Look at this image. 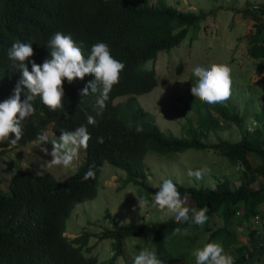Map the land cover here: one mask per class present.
<instances>
[{
	"label": "trees",
	"instance_id": "trees-1",
	"mask_svg": "<svg viewBox=\"0 0 264 264\" xmlns=\"http://www.w3.org/2000/svg\"><path fill=\"white\" fill-rule=\"evenodd\" d=\"M246 9L247 6L242 7L253 18V29L247 31V48L251 55L264 57V4ZM207 12L180 9L167 0H0V102L13 95L21 78V72L11 67L8 58V50L16 41L31 43L34 56L30 59L42 64L50 58L49 39L61 32L73 38L85 58L92 45L104 42L111 55L125 65L120 82L113 86L103 109L98 104L99 90L81 95L94 75L77 78L71 84L65 80L62 109L51 111L37 97L33 101L35 114L22 121L21 139L15 145L0 142L1 152L37 138L47 125L55 132L85 126L91 134L83 161L61 179L48 170L20 169L10 176L8 189H0V264H98L88 243L91 232L83 228L68 235L64 230L65 217L72 207L96 194L102 161L106 159L123 168L125 180L137 183L148 198L159 188L146 182V152L165 153L190 146L210 148L237 164L235 183L225 173L213 185L172 179L181 198L187 199V207L207 208L208 219L201 226L207 232L204 245L217 242L224 250L231 248L234 264H264V96L261 108L254 113L256 123L248 131L236 139L218 136L214 140L202 139L200 135L222 123L223 117L240 125L243 115L228 111L224 105L216 106L222 119L207 110L208 114L199 115L194 127L192 123H182V132L174 133L161 128L136 96L157 82L155 67L146 66L144 61L154 60L158 49L178 43L188 25L204 18ZM118 95L124 96L114 100ZM89 116L95 118V125L88 124ZM137 125L143 127V132L135 131ZM99 137L104 138L103 143L98 142ZM249 151L258 152L262 160L251 164ZM90 167L95 178L85 181L82 177ZM212 213L222 218L220 225L212 227L209 223ZM252 217L257 218L258 225L249 227L245 239L238 240L231 224L235 219ZM108 219L109 225L95 233L99 239L110 238L112 252L105 264H113L116 256L124 253L123 239L127 235L151 240L163 264H171L174 259H195L193 246L199 248L196 232L180 230L198 227L197 224L177 223L172 215L150 221H116L111 215Z\"/></svg>",
	"mask_w": 264,
	"mask_h": 264
},
{
	"label": "rangeland",
	"instance_id": "rangeland-1",
	"mask_svg": "<svg viewBox=\"0 0 264 264\" xmlns=\"http://www.w3.org/2000/svg\"><path fill=\"white\" fill-rule=\"evenodd\" d=\"M167 1L176 4L180 9H203L208 12L204 18L188 25L185 35L178 43L158 49L154 60L144 61L143 64L146 66L151 64L155 67L157 82L152 88L137 93V99L152 112L154 120L161 128L174 133L182 132V123H192L194 127V123L199 121L197 119L199 115L208 114L207 110L219 120L222 119V114L218 113L216 106L224 105L228 111L235 110L242 114V123L238 125L234 120L223 117L222 123L200 136L205 140H214L218 136L238 138L256 123L254 113L261 108L260 103L264 96V78L261 77L264 73V57L249 53L247 31L253 29V18L248 11H243L242 7L247 6L246 10H253V4H264V0ZM211 64H225L232 69V94L226 103L208 105L191 94V87L197 79L193 75V68L208 67ZM123 96L118 95L114 100ZM61 132H55L47 125L42 133L47 134L49 141H59ZM39 145L37 137L18 146L7 147L0 152V189L7 190L10 176L20 169H29L33 172L48 170L56 178L61 179L75 170L84 159V149L81 148L72 167L54 165L49 167L51 157L42 152ZM47 147L51 151L50 143ZM247 156L251 164L262 160V156L256 151H249ZM144 160L148 167L146 182L152 186L160 185L167 178L185 184L213 185L223 173L229 175L234 183L238 181L236 166L226 156L210 148L190 146L165 153L147 151ZM205 167L210 169V172L203 179L197 180L189 176V171ZM125 177L123 168L104 159L97 175L96 194L78 201L65 217L66 234L78 233L83 228L91 232L88 243L91 244V252L98 257V264H105L112 252L110 238L99 239L95 234L104 225H109L108 215L116 221L123 222L150 221L171 215L166 210L162 211L153 206L155 193H151L147 198L146 192L140 190L137 183L125 180ZM257 178L261 179L260 176ZM262 182L264 183V180ZM138 198L147 199L148 203L140 208ZM261 206L264 210V202ZM209 223L212 227L218 226L222 223V218L212 213ZM254 225H258L256 217L248 220L235 219L231 224L236 232V238L240 241L245 239L248 228ZM180 231L196 232V245L199 248L204 245L207 232L201 225L195 228H181ZM123 242L124 253L118 254L113 264H133L134 256L141 249L154 250L151 240L139 236L127 235ZM224 251L229 254L231 248ZM171 264H195V259H174Z\"/></svg>",
	"mask_w": 264,
	"mask_h": 264
},
{
	"label": "clouds",
	"instance_id": "clouds-1",
	"mask_svg": "<svg viewBox=\"0 0 264 264\" xmlns=\"http://www.w3.org/2000/svg\"><path fill=\"white\" fill-rule=\"evenodd\" d=\"M50 58L42 64L34 59V48L31 43L16 41L8 50V58L12 61L11 67L21 72L13 95L0 102V142H9L15 145L22 137V121L35 114L33 101L39 97L42 103L51 111L64 107V82L73 83L77 78L83 80L88 74L94 79L82 89L81 95L87 96L100 91L98 104L101 109L105 106L109 93L114 85L120 82L121 72L125 65L115 59L109 46L99 42L91 47L90 54L85 58L82 49L70 35L61 32L55 33L48 41ZM29 63L31 70H29ZM197 78L191 87V94L208 105L226 103L231 97L232 69L225 64H211L208 67L196 66L192 70ZM26 89V91H25ZM24 99H21V96ZM94 117H88V124L95 125ZM131 128V125H129ZM137 133L143 132V127H135ZM91 134L87 127L81 126L74 131H62L59 141L51 140L45 133L38 134L40 150L51 157L49 167L61 166L70 168L78 158L81 148L87 149ZM98 142L103 143L104 138L99 137ZM52 145L51 151L47 147ZM210 172L208 168L189 171V176L197 180ZM95 178L92 167L84 174L83 180ZM153 206L166 210L177 223H194L203 225L207 217V208H189L187 199L181 198L177 185L171 178L164 179L157 186ZM139 206L143 208L147 199H139ZM179 233V229H176ZM195 264H234L235 258L226 253L221 244L217 242L206 243L202 248L193 250ZM133 264H163L157 253L150 249H141L133 258Z\"/></svg>",
	"mask_w": 264,
	"mask_h": 264
},
{
	"label": "built area",
	"instance_id": "built-area-1",
	"mask_svg": "<svg viewBox=\"0 0 264 264\" xmlns=\"http://www.w3.org/2000/svg\"><path fill=\"white\" fill-rule=\"evenodd\" d=\"M257 4H253V6H256ZM236 166H237V164H236Z\"/></svg>",
	"mask_w": 264,
	"mask_h": 264
},
{
	"label": "crops",
	"instance_id": "crops-1",
	"mask_svg": "<svg viewBox=\"0 0 264 264\" xmlns=\"http://www.w3.org/2000/svg\"><path fill=\"white\" fill-rule=\"evenodd\" d=\"M73 235V234H72ZM260 264V263H259Z\"/></svg>",
	"mask_w": 264,
	"mask_h": 264
}]
</instances>
